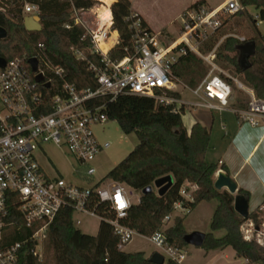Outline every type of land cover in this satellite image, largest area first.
I'll list each match as a JSON object with an SVG mask.
<instances>
[{"label":"built area","instance_id":"obj_1","mask_svg":"<svg viewBox=\"0 0 264 264\" xmlns=\"http://www.w3.org/2000/svg\"><path fill=\"white\" fill-rule=\"evenodd\" d=\"M0 1L7 3V0ZM22 1V14L37 16L41 24L39 6ZM64 1H67L66 13L71 20L65 22L64 27L82 26V38L89 39L91 53L100 57L101 65L89 63L97 86L77 90L73 84L63 82L54 94H49L52 79H62L64 71L41 55L34 56L38 60L37 73L32 72L28 60L22 58L5 59V65L0 66V264H16L25 243L15 241L5 244L3 241L4 228L17 223V217L26 226L40 223L30 236V240L36 241L33 253L39 257L49 224L66 208L73 211L76 227L81 224L77 214L109 223L121 249L133 235L138 234L121 222L135 203L132 190L115 181L98 187L95 186L97 182H91L95 173L93 161L110 145L107 141L100 142L92 130V126L108 120L105 103L99 102L101 97L112 101L120 95L134 94L176 108L187 105L221 111L228 108L233 91L230 83L219 73L221 69L216 63V48L203 53L201 46L227 17L244 9L239 0H226L217 6L202 3L187 7L181 14L180 35L167 46L162 45L160 32L152 30L140 15L132 12L126 19L132 31L131 47H125L127 54L115 62L110 61L108 55L119 40L118 32L113 28L112 15V5L116 0H93L88 8H77L71 0ZM239 39L245 40L244 37ZM38 48L43 50L44 44L39 43ZM72 51L76 58L85 59L84 51L76 48ZM188 52L209 64L205 77L189 88L196 101H185L169 93L177 92L179 80L172 68L179 57ZM38 73L43 77L41 82L35 80ZM232 79L249 96L245 108L233 111L252 126H264V97H255L251 88L238 78ZM46 83L49 87L45 86ZM45 144H52L71 156L76 163L72 172L78 183L67 182L60 174L48 175L44 171L36 152ZM194 189L186 182L179 194L183 199L192 201ZM177 210L184 214L190 212L182 201L176 202L173 212L164 218V222L176 216ZM106 211L112 216L108 217ZM165 228L163 225L146 238L164 256V263L182 264L186 252L168 244ZM243 235L246 240L256 239L264 246V233L253 222H248Z\"/></svg>","mask_w":264,"mask_h":264},{"label":"trees","instance_id":"obj_2","mask_svg":"<svg viewBox=\"0 0 264 264\" xmlns=\"http://www.w3.org/2000/svg\"><path fill=\"white\" fill-rule=\"evenodd\" d=\"M24 1L36 4L41 9V30L25 29L22 0H10L9 3L7 0L6 4L0 1V27L7 32L6 37L0 39V57L6 60L22 58L27 61L31 57L41 55L51 64L59 65L64 71V76L62 79H52L49 94H54L63 82L73 84L77 90L95 88L96 76L89 69V63H102L98 55L91 53L89 39L82 38V26L73 25L69 29L64 27L65 22L71 21L66 13L67 1ZM71 1L77 8H88L94 3L93 0ZM239 1L244 9L235 14L240 19L236 25L246 23L247 17L255 29L254 36L241 41L230 33L234 31L232 27L218 33L226 24V20L201 49L202 52L210 51L219 38L228 33L216 49L217 60L251 88L255 97L263 98L264 34L258 30L256 22L257 19L264 22V0ZM202 3L203 0H198L190 7ZM247 7H253L257 11L256 18L247 12ZM131 13L130 0H116L112 5L113 28L118 32L119 40L109 51L110 61L120 60L127 54L124 48L131 47L132 31L126 20ZM248 41L254 42L255 53L248 57V66L244 68L239 61V47ZM39 43L44 44L41 51L38 48ZM72 48L84 51L85 59L76 58ZM199 62L200 59L195 54L188 52L179 57L172 72L182 77L178 66L186 70L190 65ZM224 78L231 82L228 77ZM197 83L192 78L188 80V85L192 87ZM169 93L180 97L178 92ZM99 102L105 103L108 119L116 121L122 133H134L138 139L133 149L108 171L106 180L95 184L98 187L115 181L140 192L138 202L130 206L127 216L121 221L123 224L133 228L138 234L149 237L162 228L165 224L164 218L173 212L176 202L182 201L191 211L200 202L215 199L217 205L211 216V232L206 233L201 247L206 251L231 247L237 257L247 260V264H264V246L256 239L246 240L241 230L246 221L253 222L255 226L261 223L264 212L260 211V207L264 205V200L250 211L247 217H242L233 208L234 198L236 195H243L248 199V192L238 188L236 194H232L226 189L214 188L215 173L219 168L227 172V168L206 159L211 126L195 121L187 128L183 121L184 105L177 108L167 106L146 96L124 94L112 101L108 97H101ZM247 104L239 102L234 109L245 108ZM235 115L240 119L237 113ZM168 175L172 176L173 181L160 194L158 188L153 186L154 181ZM186 182L195 187L191 193L192 201L183 199L179 194L181 186ZM149 186H152L151 191L142 192ZM102 207L101 205L100 208ZM105 214L112 216L109 211ZM185 215L174 216L172 224L164 230L165 239L170 246H186L184 235L187 231L183 226ZM17 219V223L6 226L3 231L5 244L25 241L16 264H155L149 260L150 256H146L142 251L126 252L119 248V239L112 226L105 221L99 222L95 235L82 233L74 226L73 211L69 208L61 210L49 224L39 257L33 253L36 241L30 240V236L39 228L40 223L26 226L19 217ZM216 230H223L224 234L216 237L213 234ZM163 264L176 263L167 261Z\"/></svg>","mask_w":264,"mask_h":264},{"label":"rangeland","instance_id":"obj_3","mask_svg":"<svg viewBox=\"0 0 264 264\" xmlns=\"http://www.w3.org/2000/svg\"><path fill=\"white\" fill-rule=\"evenodd\" d=\"M9 1L10 0H8V3ZM192 1L194 0H132V6L134 9L143 14V16L154 28H152V30L162 34V37H160L162 45L167 46L180 35L182 30L181 14L187 8L185 6L190 4ZM206 1L210 4V6H217L226 0ZM247 12L256 18L257 11L253 7H247ZM25 16L31 15L24 14V17ZM226 20V24L218 33L224 30L226 31V29L232 27L234 31L230 33L238 38H251L254 36L255 29L247 17L245 19L246 23L240 26L236 25V23L240 21L237 15L229 16ZM256 23L258 30L264 34V22L257 19ZM227 34L225 33V35L221 36L213 48L217 49ZM197 58L200 59V62L190 65V68L186 70L185 68L183 70L182 66H178V69L183 74L182 77L175 75L179 79L176 87L177 92L185 101L197 100V98L192 95L189 90L192 86L188 85V80L192 78L195 83L199 82L203 77H205L209 69V64L207 62L203 61V59L198 56ZM216 63L221 69L219 72L221 76L223 78L228 77L231 80L229 83L233 91L228 108L220 111L185 105V112L183 114L185 126L193 123L195 119H198L199 117L208 120L209 117L211 119L213 116L214 121L211 126V135L207 155V157L212 161L219 157V154L221 153L219 146L227 140V136L224 133L225 129L226 131H229L228 123L230 118H235L234 116H236L233 109L238 106L239 102H243L245 104L249 102L247 92L237 87L235 81L232 79L233 77L230 71L225 69L217 58ZM223 125L226 126L225 129L223 128ZM208 127H210V125H208ZM92 130L100 142L107 141L110 143L109 147L98 154L92 163V166L95 168V173L91 182L96 183L101 180H106L105 176L108 171L133 149V147L138 143V139L134 133L128 135L122 133L117 122L109 119L102 124L92 126ZM36 156L39 164L48 175L60 174L67 182L78 183L75 174L72 172V166L76 165V163L64 150L57 148L52 144H45L38 149ZM154 188L156 187L154 186ZM132 192V200L136 202L140 196V192L138 190H132ZM216 205L217 201L212 199L201 203L198 209L186 214L183 220V226L187 233L193 231H200L203 233L211 232L210 221ZM260 211L264 212V205L260 207ZM177 215L184 216V213L177 210ZM76 218L81 220V224L77 227L82 233L90 235L96 234L99 220L84 214H77ZM173 218L174 217H172L171 220L164 225L167 227L172 224ZM248 222L249 221H246L241 226L243 234ZM256 227L260 232L264 233V219H262L261 223L256 225ZM213 234L216 237H220L224 234V231L216 230L213 231ZM183 249L185 250L186 255L182 264H245L244 259L237 257L231 247H227L224 249L225 251H223V249L206 251L202 247L186 244ZM123 250L126 252L142 251L146 255H151L156 251V247L151 244L145 236L135 234L132 239L123 246Z\"/></svg>","mask_w":264,"mask_h":264},{"label":"crops","instance_id":"obj_4","mask_svg":"<svg viewBox=\"0 0 264 264\" xmlns=\"http://www.w3.org/2000/svg\"><path fill=\"white\" fill-rule=\"evenodd\" d=\"M130 1L132 11L140 15L152 29L153 27L148 20L142 13L133 8L132 0ZM196 1L198 0L192 1L185 7L191 6ZM203 3L210 5L206 0H203ZM234 117L235 118H230L229 120V131H226V126L223 125L227 140L219 146L221 150L219 157L212 161L207 157V150L206 159L217 163L221 161L220 167L225 166L227 172L221 168L219 169L228 174L235 181L237 189L241 188L248 192V210L250 212L264 200V126H252L242 119H238L237 116ZM195 121H199L206 126H212L214 118L212 116L211 119L209 117V119L206 120L199 117L195 119ZM191 124L192 123L186 127L189 128ZM216 174L217 172L214 175V179ZM204 202L207 201L200 202L189 213L198 209L199 205ZM223 251L225 250L223 249ZM244 262L247 264L246 259H244Z\"/></svg>","mask_w":264,"mask_h":264},{"label":"water","instance_id":"obj_5","mask_svg":"<svg viewBox=\"0 0 264 264\" xmlns=\"http://www.w3.org/2000/svg\"><path fill=\"white\" fill-rule=\"evenodd\" d=\"M23 24L26 30L28 31H40L41 30V24L39 23V18L37 16H25L23 19ZM7 35L6 30L3 27H0V39L5 38ZM240 56L239 61L244 68L248 66L247 59L249 56H252L255 53V45L253 41H248L243 43L240 47ZM28 63L31 66V70L34 73H37L38 71V60L35 57H31L28 59ZM5 65V59L3 57H0V66ZM231 73V72H230ZM233 78H236V75L231 73ZM35 80L37 82L43 81V77L41 74H36ZM46 87H49V83L45 84ZM173 178L171 175L159 178L154 181V186L158 188V193H162L165 189L169 187V185L172 183ZM214 188L217 190L226 189L228 192L232 194H236L237 192V184L235 181L225 172L222 170L218 171L216 174V177L213 182ZM152 186H149L145 188L142 192L151 191ZM234 210L241 215L242 217H247L249 214L248 210V199H246L243 195H236L234 198L233 203ZM205 233L200 231H193L186 233L184 235V242L186 244L199 246L201 247L205 240ZM149 260L155 264H163L164 263V256L155 251L153 252Z\"/></svg>","mask_w":264,"mask_h":264}]
</instances>
